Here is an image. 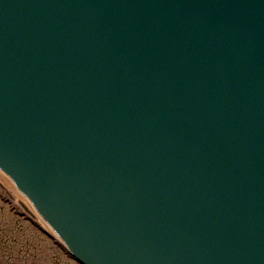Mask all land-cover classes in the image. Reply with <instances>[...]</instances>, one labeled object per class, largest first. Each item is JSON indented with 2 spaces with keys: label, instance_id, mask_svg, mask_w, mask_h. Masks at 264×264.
<instances>
[{
  "label": "water",
  "instance_id": "1",
  "mask_svg": "<svg viewBox=\"0 0 264 264\" xmlns=\"http://www.w3.org/2000/svg\"><path fill=\"white\" fill-rule=\"evenodd\" d=\"M0 170L80 264H264V0H0Z\"/></svg>",
  "mask_w": 264,
  "mask_h": 264
},
{
  "label": "rangeland",
  "instance_id": "2",
  "mask_svg": "<svg viewBox=\"0 0 264 264\" xmlns=\"http://www.w3.org/2000/svg\"><path fill=\"white\" fill-rule=\"evenodd\" d=\"M12 190L0 186V264H78L41 218L23 209L16 200L20 193Z\"/></svg>",
  "mask_w": 264,
  "mask_h": 264
},
{
  "label": "bare ground",
  "instance_id": "3",
  "mask_svg": "<svg viewBox=\"0 0 264 264\" xmlns=\"http://www.w3.org/2000/svg\"><path fill=\"white\" fill-rule=\"evenodd\" d=\"M1 183H2V185H1ZM0 185L2 186V188L4 187V188H6L8 191H12L13 192V190L12 189H14V185H13V183H12V181L10 180V178L8 177V176H6L5 174H3L1 171H0ZM11 188V189H10ZM10 191V192H11ZM15 191V190H14ZM18 192V191H17ZM19 193V192H18ZM19 196H20V198H17L16 200H20L21 202H22V205H23V207L25 208V210L27 211V212H29V213H31L32 212V214H34L35 213V211H34V209L32 208V206H31V204L28 202V200L25 198V197H23L21 194H18ZM39 220H41V219H39ZM41 223H42V225H43V227H46L49 231H51L52 232V230L49 228V226L45 223V222H43L42 220H41Z\"/></svg>",
  "mask_w": 264,
  "mask_h": 264
}]
</instances>
